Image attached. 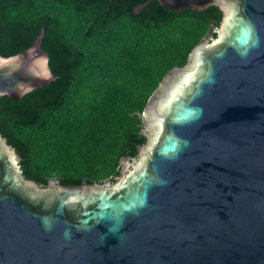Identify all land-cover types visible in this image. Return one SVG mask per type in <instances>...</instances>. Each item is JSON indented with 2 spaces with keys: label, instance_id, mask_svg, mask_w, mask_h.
<instances>
[{
  "label": "water",
  "instance_id": "water-1",
  "mask_svg": "<svg viewBox=\"0 0 264 264\" xmlns=\"http://www.w3.org/2000/svg\"><path fill=\"white\" fill-rule=\"evenodd\" d=\"M155 1L220 20L148 96L112 182L36 183L0 135V264H264V0ZM44 35L0 54V102L56 79Z\"/></svg>",
  "mask_w": 264,
  "mask_h": 264
},
{
  "label": "trees",
  "instance_id": "trees-1",
  "mask_svg": "<svg viewBox=\"0 0 264 264\" xmlns=\"http://www.w3.org/2000/svg\"><path fill=\"white\" fill-rule=\"evenodd\" d=\"M145 1L0 0V54L23 51L43 27L42 50L55 68L33 99L0 102V135L30 180L112 182L120 158L136 153L148 96L220 20L155 0L133 11Z\"/></svg>",
  "mask_w": 264,
  "mask_h": 264
}]
</instances>
